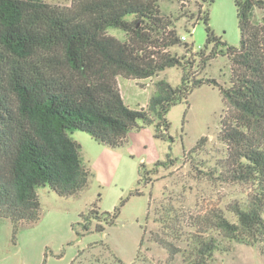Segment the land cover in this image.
<instances>
[{"label": "trees", "instance_id": "trees-1", "mask_svg": "<svg viewBox=\"0 0 264 264\" xmlns=\"http://www.w3.org/2000/svg\"><path fill=\"white\" fill-rule=\"evenodd\" d=\"M203 1L210 5L214 0ZM234 2L239 45H227L214 33L207 5L198 14V21L206 24V43L194 51L159 0H70L64 5L0 0V218L12 221L14 235L20 226L41 219L39 187L70 197L88 185L90 171L82 162L80 143L71 137L74 130L116 148L138 120L151 124L159 118L156 136L165 138L171 107L206 83L215 85L232 108L222 119L220 138L228 145V156L221 173L225 179L253 185L255 193L232 206L236 221L221 211L192 216L185 247L167 238L174 208H156V221L165 234L152 232V239L172 259L180 254V264H208L214 253L229 250L221 239L264 242V19L256 14V9H264V0ZM109 29L120 30L124 39ZM174 46L186 54L173 53ZM218 54L231 61L229 87L192 76L196 59L204 70ZM170 67L182 68L179 85L160 79L148 107L132 108L125 102L118 77L149 79ZM169 161H158L139 181ZM119 209L103 214L89 210L77 225L89 232L96 221V231H104L103 222L114 223ZM139 250L135 260L142 257Z\"/></svg>", "mask_w": 264, "mask_h": 264}, {"label": "rangeland", "instance_id": "rangeland-1", "mask_svg": "<svg viewBox=\"0 0 264 264\" xmlns=\"http://www.w3.org/2000/svg\"><path fill=\"white\" fill-rule=\"evenodd\" d=\"M46 1L60 5L70 3V0ZM159 4L165 14L177 19L176 28L193 44L194 51L204 47L206 24L204 20L198 21V14L200 9H206V2L159 0ZM208 8L214 33L227 45L238 46L241 32L234 0H214ZM256 14L264 19V9H256ZM108 33L119 39L125 37L118 29H109ZM171 51L186 54L180 46L172 47ZM182 73V68L170 67L149 79L120 76L118 83L130 107H148L157 82L165 79L177 86ZM191 73L195 78L215 79L229 87L231 61L226 55L218 54L201 70L196 59ZM214 86L206 83L197 86L187 101L171 107L167 113L170 127L165 138L156 136L159 118L151 124L138 120V126L131 129L123 145L116 148L98 142L84 131L74 130L71 137L80 143L82 162L90 171L88 185L70 197L58 195L49 186L39 187L41 219L20 226L16 235L12 221L0 218V264H180V254L172 259L169 252L152 239V232L165 234L161 221H156V208L167 205L174 208L170 228L166 229L167 238L180 247L186 245L185 238L193 229L195 214L211 215L221 211L228 219L236 221L232 206L252 196L255 188L249 183L225 179L221 173L226 166L228 145L220 138V132L222 119L231 107ZM152 115L155 116L154 112ZM203 136L206 139L201 147L191 152ZM167 159L173 161L159 165L155 172L147 173L144 180L139 181L143 171H151L158 161ZM136 190L141 193H135ZM117 207L120 209L115 222H103L104 231H96V221L89 232L77 225L82 213L92 209L102 214L114 213ZM221 241L229 250L214 253L208 264H264V242L249 245ZM138 249L142 257L135 260Z\"/></svg>", "mask_w": 264, "mask_h": 264}, {"label": "built area", "instance_id": "built-area-1", "mask_svg": "<svg viewBox=\"0 0 264 264\" xmlns=\"http://www.w3.org/2000/svg\"><path fill=\"white\" fill-rule=\"evenodd\" d=\"M182 39H183V40H186V37H185V36H182Z\"/></svg>", "mask_w": 264, "mask_h": 264}]
</instances>
